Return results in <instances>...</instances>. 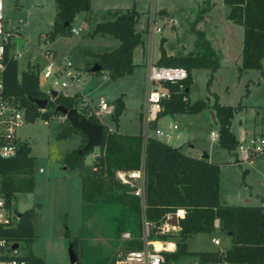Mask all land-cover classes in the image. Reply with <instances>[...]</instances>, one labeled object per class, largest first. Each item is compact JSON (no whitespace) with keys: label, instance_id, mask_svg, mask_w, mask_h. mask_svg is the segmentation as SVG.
Wrapping results in <instances>:
<instances>
[{"label":"trees","instance_id":"obj_1","mask_svg":"<svg viewBox=\"0 0 264 264\" xmlns=\"http://www.w3.org/2000/svg\"><path fill=\"white\" fill-rule=\"evenodd\" d=\"M55 15L51 29L46 33L49 41L58 35L71 33L72 22L80 12L90 10L91 0H54ZM228 7L226 19L242 26V47L240 64L241 73L247 69L262 70L264 58V0H222ZM211 11L208 0L203 1L194 19L189 23V31L194 35L193 48L184 54H168L160 40V57L156 64L167 67H182L187 77L175 82H164L170 92L169 98L163 100L161 115L196 114L204 109L214 111L217 126L216 145L232 154H236L239 139L231 129L234 114L240 110V104L221 103L215 93L213 101L203 99L189 100L190 86L193 83L191 72L195 68L209 69L207 79L209 86L213 73L221 66L222 54L215 49L205 31L196 24L204 20ZM139 12L134 8L117 11L109 20L97 22L89 35L91 37H110L118 40V45L108 51H87L93 59L86 69L91 74L105 73L111 79L130 74L135 67L132 59L134 48L143 43L142 33L135 27ZM45 38V39H46ZM98 64L100 69L91 72V67ZM38 64L27 62L25 68L18 71L17 60L7 58L3 73L5 93L14 97L24 109L25 120L34 122L38 117L50 119L58 115L64 117L66 125L57 137L64 138L73 134L81 136L80 144L64 156L65 168L79 167L87 155L92 157V171L81 178V231L72 235L65 226V235L77 256L73 264H114L118 256L109 257L97 245H90L86 229L88 217L99 214L107 220L113 236L120 237L128 230L129 239H122L123 253L126 250L141 247V214L138 197L132 194V188L120 182L117 172L144 168L146 216L152 222L150 236L154 239L175 237V248L164 250L167 264H184L188 258H194L193 264H264V204L242 205L222 204L219 200L220 165L206 158L194 157L183 151L184 144L172 145L160 138L150 135L143 146L141 133L126 134L109 129L98 120L94 123L103 126L104 132L99 147L84 150L87 142L85 135L73 128L64 114L56 111L58 105L80 110V92L68 95L57 92L46 93L40 87ZM35 99H47L43 109L38 108ZM113 119L125 110L121 97L114 100ZM81 151V152H79ZM253 159V158H252ZM250 159V160H252ZM249 160V161H250ZM234 162H240L237 158ZM34 156L27 141L19 143L18 153L10 158H0V191L6 205L12 209L14 219L0 223V237L11 243H17L22 257L30 264H45L44 258L35 253L30 245L37 236L34 230L35 203L23 210L15 207L16 195L30 193L34 189ZM245 172V171H244ZM243 172V173H244ZM178 208L185 209L178 218L176 230L172 233L159 231V225L168 212ZM261 210V222L254 223V210ZM218 225H215V220ZM256 226V227H255ZM215 230L230 237V243L223 249L188 250L187 239L198 232L211 233ZM263 230V232H262ZM263 233V234H262Z\"/></svg>","mask_w":264,"mask_h":264},{"label":"rangeland","instance_id":"obj_2","mask_svg":"<svg viewBox=\"0 0 264 264\" xmlns=\"http://www.w3.org/2000/svg\"><path fill=\"white\" fill-rule=\"evenodd\" d=\"M203 1L205 0H91V10L78 13L72 22V27L81 29L79 33L58 35L49 41L46 33L51 29L55 15L54 0H3V25L17 33L12 39V49L20 52L17 60L19 72L29 60L38 63L40 72L49 60L55 66L71 64L72 68L80 71L79 78L67 88L57 86L53 90L68 95L79 91L92 104H96L100 98L114 104V100L121 97L125 110L118 122L112 115L103 114L101 123L119 133L135 134L140 132L139 113L145 104L148 60L156 63L159 59L162 38V45L168 54H184L193 48L194 35L189 31V23ZM208 1L211 4L210 14L198 22L196 27L205 31L214 44L217 42L220 45L223 59L221 66L213 73L209 86L206 83L209 69L192 70L193 83L190 86L189 100L203 99L211 103L212 94L215 93L221 103L240 104V110L232 119L231 129L241 140L245 133H251L264 122V58L262 70L247 69L238 72L242 26L226 19L228 7L222 0ZM130 8L140 14L135 27L143 38V43L138 44L132 54L133 62L137 65L130 74L117 79H111L105 73L91 74L86 67L92 64L93 59L86 52L108 51L117 44V40L91 37L89 33L97 22L109 20L117 11ZM150 23H154L161 31L150 34ZM42 37L46 39L43 40ZM47 49L53 53L49 59L45 54ZM51 85L49 79L41 83L40 87L46 91ZM210 110L204 109L196 114L159 115L151 125L150 134L153 135V130L158 129L163 132L159 136L161 140L172 145L184 144L183 149L190 155L206 153L210 161L219 163V200L222 203L237 206L263 205L264 153L250 161H241L237 149L236 154H232L218 147L216 139L211 135L212 131L217 132V126ZM173 124L181 125L182 130L173 129ZM65 125L64 117L55 115L50 119L38 117L34 122L24 120L16 128L17 137L30 143L31 155L34 156L35 185L32 192L17 194L14 204L20 211L40 203L37 213V209L35 210V223L40 235L36 234L30 248L44 258L45 264H72L68 255L69 243L64 233L65 226L72 235L80 234L81 178L92 171L91 154L84 158L79 167L65 168L64 156L79 145L81 138L79 134L58 138L59 131ZM168 134L169 139L166 138ZM235 158L240 162H234ZM260 211L254 210L251 215L255 224L261 222ZM85 225L90 245L99 246L109 257H117L123 250L121 236H113L107 220L99 214L88 217ZM263 225L261 224L262 227ZM214 237L219 239V244L213 242ZM174 239V236H169L165 240L175 242ZM157 242L160 246L161 243ZM229 243L230 237L227 234L215 230L211 233L198 232L189 237L186 248L223 249ZM187 261L184 264H193L194 258L190 257Z\"/></svg>","mask_w":264,"mask_h":264},{"label":"built area","instance_id":"obj_3","mask_svg":"<svg viewBox=\"0 0 264 264\" xmlns=\"http://www.w3.org/2000/svg\"><path fill=\"white\" fill-rule=\"evenodd\" d=\"M3 0H0V158H10L15 156L19 151V143L22 142L16 135V128L25 120L24 109L13 96L5 93L3 83V73L5 70V61L7 58L18 60L20 52H15L12 49L13 37L16 32L4 28L3 25ZM81 31L80 28H72L71 33L77 34ZM149 33L154 31L160 32L159 27H155L154 23H150ZM45 40V37H42ZM47 58H51L53 53L50 49L45 50ZM32 58L34 56L32 55ZM30 63L35 64L36 62ZM38 64V63H36ZM40 84L51 80L52 85L45 92L50 94L57 86L67 88L72 85L80 76V71L72 68L69 63L61 66H55L52 61L45 66L42 72L39 71ZM187 77V71L182 67H167L150 63L145 74V104L140 112V133L143 140V146L150 134L151 125L156 122L160 112L163 110V100L169 98L170 92L164 82H175L183 80ZM80 110H77L84 117L94 118L101 123L103 114L112 115L114 105L107 102L103 98L96 104L89 102L83 95L79 101ZM102 124V123H101ZM172 128L177 130L178 125L173 124ZM153 136L159 138L163 132L154 129ZM212 138L217 139V132H211ZM169 139L170 135H166ZM237 153L241 161H249L257 155L264 153V133L252 135L239 140L237 145ZM42 172V169L39 170ZM117 178L123 184L132 188V194L139 199L140 214H141V247L133 248L119 253V256L114 264H167L165 263L163 251L171 247L170 241L165 239H154L150 236L152 222L146 216V199H145V183H144V168L143 165L139 169L131 171H118ZM264 185V182H263ZM175 213L177 217H181L185 213V209L178 208L174 212H168L165 220L159 225V231L170 232L175 231L177 226L168 222L171 214ZM15 212L10 209L6 203L3 193L0 191V223L9 222L14 219ZM215 225H218V220H215ZM131 234L128 230L121 233L122 239H129ZM156 241L161 243L160 246L155 244ZM214 243H219V239L214 237ZM173 243V242H172ZM14 243L8 241L5 237H0V264H30V262L22 257V251L18 244L13 247Z\"/></svg>","mask_w":264,"mask_h":264},{"label":"water","instance_id":"obj_4","mask_svg":"<svg viewBox=\"0 0 264 264\" xmlns=\"http://www.w3.org/2000/svg\"><path fill=\"white\" fill-rule=\"evenodd\" d=\"M99 69H100V66L98 64H94L91 67V72L97 71ZM56 94H57V91L53 90L52 95H56ZM34 102L38 106V108L43 109L46 106L48 100L47 99H42V100L35 99ZM55 110L64 114L69 124L73 128L79 129L85 135L87 142L84 146V150H91V149H94L100 146L101 141H102L103 132H104V128L102 125L98 123H94L88 118L84 117L81 113L77 111L76 108L68 109L62 105H58L56 106ZM213 121L214 122L216 121L214 119V115H213ZM202 157L207 159L208 155L204 153ZM168 222L175 226L178 225V219L175 213L171 214V217H169ZM16 246H17V243H14L13 247H16ZM68 255H69V260L72 264L77 262L78 256L71 243L68 244Z\"/></svg>","mask_w":264,"mask_h":264},{"label":"crops","instance_id":"obj_5","mask_svg":"<svg viewBox=\"0 0 264 264\" xmlns=\"http://www.w3.org/2000/svg\"><path fill=\"white\" fill-rule=\"evenodd\" d=\"M90 10H91V7H90ZM84 19V18H83ZM211 40V39H210ZM211 42H212V40H211ZM118 40H117V44L113 47V48H115L117 45H118ZM212 45H213V47L215 48V49H218L220 52H221V48H220V45L219 44H217V42H216V44H214L213 42H212ZM112 48V49H113ZM111 50V49H110ZM221 54H222V52H221ZM240 54H241V52L239 53V57H240ZM222 59H223V54H222ZM157 62V61H156ZM221 62H222V60H221ZM150 63H154L152 60H148V62H147V69H148V65L150 64ZM134 64H135V66L137 65V63H135L134 62ZM146 72H147V70H146ZM76 92H79V91H76ZM81 95H83L82 93H80ZM84 96V95H83ZM124 105H125V103H124ZM141 112V111H140ZM178 115V114H177ZM210 115H211V117H212V119H213V115H214V112L212 111V110H210ZM214 119H215V115H214ZM139 120H140V113H139ZM240 124H241V122H240ZM140 127H141V122H140ZM178 130H182V127H181V125H178ZM262 133H264V122H262L261 123V125L258 127V128H255V129H253L252 130V132L251 133H245V137H249V136H252V135H258V134H262ZM135 134H137V133H135ZM236 135V134H235ZM244 137V138H245ZM80 142H81V138H80ZM80 144V143H79ZM190 147H192L191 145H190ZM184 148V147H183ZM183 151L185 152V153H187V154H189L186 150H184L183 149ZM190 155V154H189ZM192 156V155H191ZM194 157H201L202 155H193ZM208 160H210L209 159V157L207 158ZM221 202V201H220ZM222 203V202H221ZM222 204H228V203H222ZM37 209V210H36ZM35 210H36V213L38 212V210L40 209V206H38L37 208H36ZM179 217H177V219H178ZM177 226V225H176ZM34 230H35V233L36 234H38V235H40V233H38V230H37V228H36V223H35V215H34ZM173 241H171V242H169V245H171V247L170 248H168L167 250H173L174 248H175V242H173ZM219 243H220V241H219ZM219 243H216V244H219Z\"/></svg>","mask_w":264,"mask_h":264},{"label":"bare ground","instance_id":"obj_6","mask_svg":"<svg viewBox=\"0 0 264 264\" xmlns=\"http://www.w3.org/2000/svg\"><path fill=\"white\" fill-rule=\"evenodd\" d=\"M155 244H156L157 246L159 245V243H158L157 241L155 242Z\"/></svg>","mask_w":264,"mask_h":264}]
</instances>
